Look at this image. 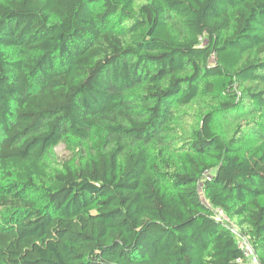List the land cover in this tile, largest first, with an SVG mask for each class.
Segmentation results:
<instances>
[{"label":"trees","instance_id":"1","mask_svg":"<svg viewBox=\"0 0 264 264\" xmlns=\"http://www.w3.org/2000/svg\"><path fill=\"white\" fill-rule=\"evenodd\" d=\"M233 228L264 264V0H0V264H242Z\"/></svg>","mask_w":264,"mask_h":264},{"label":"built area","instance_id":"2","mask_svg":"<svg viewBox=\"0 0 264 264\" xmlns=\"http://www.w3.org/2000/svg\"><path fill=\"white\" fill-rule=\"evenodd\" d=\"M217 213H222V210H218ZM224 215V214H223ZM218 218V217H217ZM219 219V218H218ZM224 221L225 219H219ZM232 232L237 237V244L238 248L241 250L243 257L239 258L237 260L238 263L242 264H261L258 256L254 252V249L252 248L249 239L247 236L242 234L238 228H233Z\"/></svg>","mask_w":264,"mask_h":264},{"label":"rangeland","instance_id":"3","mask_svg":"<svg viewBox=\"0 0 264 264\" xmlns=\"http://www.w3.org/2000/svg\"><path fill=\"white\" fill-rule=\"evenodd\" d=\"M57 154L59 157L63 158V159H67L69 157H71L73 151H74V147L72 145V143L65 142L60 144L57 148H56ZM204 198V197H203ZM217 217L219 219H225V215H223L222 213H217Z\"/></svg>","mask_w":264,"mask_h":264}]
</instances>
